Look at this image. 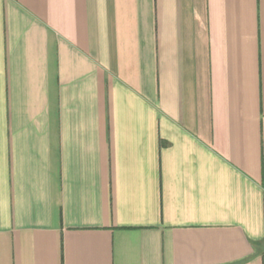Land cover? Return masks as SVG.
Wrapping results in <instances>:
<instances>
[{
    "label": "crops",
    "instance_id": "crops-1",
    "mask_svg": "<svg viewBox=\"0 0 264 264\" xmlns=\"http://www.w3.org/2000/svg\"><path fill=\"white\" fill-rule=\"evenodd\" d=\"M0 264H264V0H0Z\"/></svg>",
    "mask_w": 264,
    "mask_h": 264
}]
</instances>
